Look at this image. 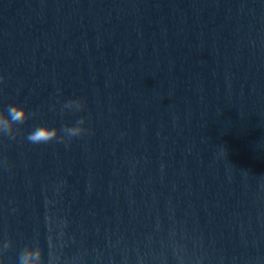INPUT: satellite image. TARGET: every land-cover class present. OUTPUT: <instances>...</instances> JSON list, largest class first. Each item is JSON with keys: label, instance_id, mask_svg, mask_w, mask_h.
Masks as SVG:
<instances>
[{"label": "water", "instance_id": "obj_1", "mask_svg": "<svg viewBox=\"0 0 264 264\" xmlns=\"http://www.w3.org/2000/svg\"><path fill=\"white\" fill-rule=\"evenodd\" d=\"M0 76V264H264V0H0Z\"/></svg>", "mask_w": 264, "mask_h": 264}, {"label": "clouds", "instance_id": "obj_2", "mask_svg": "<svg viewBox=\"0 0 264 264\" xmlns=\"http://www.w3.org/2000/svg\"><path fill=\"white\" fill-rule=\"evenodd\" d=\"M4 79L5 78L3 76H0V81H3ZM70 105H75L76 110L78 111L85 107L83 101H70L65 104L64 107L67 108ZM29 118V112L20 106H10L7 109V114L0 111V134L10 135L14 138L15 129H10L8 127V122H11L13 126H16L17 124L23 125ZM86 122L87 121L85 119H81L75 126L65 127L63 129L39 126L29 133L27 139L31 143L42 144L55 140L68 141L70 138L82 137L89 131L86 127H84ZM19 264H48V259L47 261L45 260L44 249L37 244L32 253H21L19 257Z\"/></svg>", "mask_w": 264, "mask_h": 264}]
</instances>
